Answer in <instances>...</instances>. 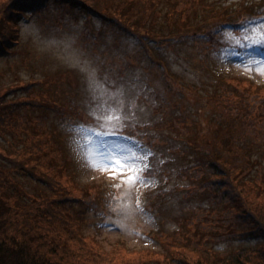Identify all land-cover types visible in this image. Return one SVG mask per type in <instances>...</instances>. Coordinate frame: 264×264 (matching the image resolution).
<instances>
[{
  "label": "trees",
  "instance_id": "1",
  "mask_svg": "<svg viewBox=\"0 0 264 264\" xmlns=\"http://www.w3.org/2000/svg\"><path fill=\"white\" fill-rule=\"evenodd\" d=\"M140 1L0 0V61H28L17 57L24 54L18 48L19 24L27 15L47 17L51 11V22L67 16L100 20L110 34L101 43L99 34L92 36V61L111 91L123 86L124 112L128 105L143 114L124 121L123 135L155 153L145 176L155 178L157 185L145 194V207L165 211L177 225L174 232L162 227L157 232L162 250L152 251L155 258L147 254L152 264H264V93L249 79L246 85L222 79L214 66L203 63L198 70L214 84L208 101L217 104L218 120H201L192 107L200 98L183 95L193 81L185 78L192 70L188 54L201 51L195 49L201 45L207 53L226 52L217 45L223 33L241 36L245 22L264 21V0H249L248 6L242 0L234 10L229 0L206 3L199 10L195 6L204 0H188L186 15L174 13L176 2L169 0L163 19L158 15L164 0H147V17L137 10ZM44 18L37 22L43 24ZM162 23L171 30L167 35L155 30ZM92 37L88 33L86 40ZM256 47L264 52V46ZM175 57L183 67L179 75L171 66ZM21 70L0 67V264H123L127 254L137 257L133 264H142L136 249L127 250L122 242L105 249L83 232L87 212L100 211L111 188L76 177L74 158L60 142L68 134L62 125L69 127L72 116L58 102L49 104L40 79L32 73L24 77ZM229 80L238 86H229ZM85 100L89 108L99 103L91 96ZM70 105L79 116L75 103ZM90 118H82L84 127H98ZM175 198L192 208L183 210L178 207L182 200ZM256 235L261 239L255 244L230 251L214 245Z\"/></svg>",
  "mask_w": 264,
  "mask_h": 264
},
{
  "label": "rangeland",
  "instance_id": "2",
  "mask_svg": "<svg viewBox=\"0 0 264 264\" xmlns=\"http://www.w3.org/2000/svg\"><path fill=\"white\" fill-rule=\"evenodd\" d=\"M214 1L216 0H204L201 2V5L195 7L199 10L200 7H203L206 3L210 4V6H215ZM241 1L242 0H229L230 10H234L236 5L239 7ZM146 2L147 0H141L137 7L139 13L144 17H147L146 14L151 11V6L146 12L144 11V7L147 4ZM172 2H176L174 13L183 12L181 14L186 15L189 8L188 0L183 2L172 0ZM221 2L224 4L226 3L225 0H221ZM244 2L246 4L245 6L249 5V0H244ZM163 4V7H160L162 5L159 6L160 13L158 17H161V19H163L162 9L166 8V6L169 7L170 1L164 0ZM216 5L220 6L218 3ZM49 12L47 17L44 16L45 18L42 14L39 16L37 14L31 16L27 15L19 24L20 44L18 48L21 54L24 51L25 55H17V57L21 61L22 57L25 58L27 56L28 61L24 64L21 61L20 65L16 63L3 64L2 61H0V67L4 69H17V67L20 66L22 68V76L25 77L28 73H32L36 79H40V89L47 91L45 94L49 104L50 101L58 102L59 105L65 108V112L72 116L73 122L69 124V127H67V125H62V121L59 122L68 132L65 137L60 138V142L64 145L65 152L69 153L72 158H74V169L77 171L76 177L81 181L92 180L98 184H102L105 188H111L112 195L109 197L107 204L100 209V211L89 210L87 212L86 222L82 228L83 232L92 235L94 240L101 246H104L105 249L120 247L122 242L126 245L127 250L136 249L138 251V257L141 253L142 264H152L153 260H151L152 258L150 259L147 254H152V251L158 252V250L161 252L162 250L161 243H158V239L162 240L157 235L159 229L162 227L163 232L170 233L177 229V225L169 221L165 211L161 209L151 211V209L145 207V203H147L145 201V194L155 190L157 180L148 177L156 181L154 186L137 184L130 187L127 184L121 185L120 179L118 177H111L108 171L101 170L100 167H92L86 156V152L90 153L91 148L86 149L84 147L86 140L89 138V134L84 131L86 127H79L84 126L82 118L88 119L89 117L90 121L92 113L96 111V113L99 114L100 112L97 107L100 101L99 103L96 102L91 108L87 105L85 99L90 96L93 98V92L90 90L89 80L86 74L81 71V66L87 62L91 68L96 69L101 90L111 89V86L98 74V67L92 61L96 54V49L90 46V44L95 41L92 36L99 34L97 41L101 43L105 35H108L109 32L106 31L110 28L101 26L100 20L96 17L87 19L85 16L78 18L67 16L63 20L54 18L53 22H51L49 19L52 20L53 12ZM171 13L173 14V11H171ZM137 17L135 21L138 23L140 18L138 15ZM40 18L45 19L43 24L37 22ZM168 19L169 22H172L171 18L168 17ZM163 23L159 29L154 28L160 33H157L158 35H167L171 31H169L168 27L163 25ZM87 24L88 26L85 27ZM88 33L92 38L86 40ZM228 34L233 33L229 31L224 32L220 38L221 44H217L220 48L227 51L218 55L213 52L207 53L206 50H203L205 47L203 45L198 47L196 43L190 44L192 47L197 46L195 49L202 48V50L195 54L192 52L188 54V57L191 59L192 70L191 72H186L185 78L188 81H193L190 83L192 86H189V84L186 85L183 95L187 100L194 97L200 98L195 104H192V107L194 111L199 110L201 120H205L206 117L209 116L212 120L216 121L218 120L216 116L219 114L217 104H214L211 99L208 101L209 96L213 93L214 84H210L203 79L201 72L198 70L203 63L214 66L215 71L223 74L222 79L229 77H231L229 79H238L242 85H246L245 79H249L258 86L257 90L259 92L264 93V72L257 71L254 66L249 70V67L244 64L249 54L261 58L264 57V52H260V50L257 51L256 46L251 49L245 47L243 51H239L236 47L230 46ZM235 35L239 37L238 34ZM149 41V39H146L148 45H150ZM89 46L91 48H89ZM70 53H75V58L71 56ZM97 58L96 56V59ZM77 59L80 62L79 64L76 63ZM171 66L177 75L183 73V67L179 57H175L171 60ZM238 81H236V84H231L233 80H229V86H238ZM179 82H181V80H179ZM219 82H225L227 84L226 80H220ZM174 85L177 86L178 84L174 83ZM215 85H217V82H215ZM188 86L189 90H187ZM194 91H196V93ZM71 101L75 103L79 116L72 114V110L74 109L70 105ZM126 107L130 108L129 111L124 112L126 115L131 117L134 113L135 115L139 114L140 119L142 118L143 114L137 112L136 108L128 105ZM91 122L94 125H98V121L94 118H92ZM202 127L204 131L206 125ZM124 136L128 137V135ZM118 139V137L107 138L109 144ZM124 143L135 146L130 141H124ZM116 185L120 186L116 187ZM174 200L180 201L182 199L175 198ZM193 200L195 201L196 199ZM190 204L191 203L182 200L179 202L178 207L186 211V208H192ZM192 239L194 238L188 240ZM260 239L261 237H259V235L249 238L248 240H243L239 237H229V240L218 241L214 243V245L216 249L221 251H230L232 248L247 244H255ZM152 256L155 258L156 255L152 254ZM135 259H137V257H132L127 254L124 256L123 264H133V260Z\"/></svg>",
  "mask_w": 264,
  "mask_h": 264
},
{
  "label": "snow or ice",
  "instance_id": "3",
  "mask_svg": "<svg viewBox=\"0 0 264 264\" xmlns=\"http://www.w3.org/2000/svg\"><path fill=\"white\" fill-rule=\"evenodd\" d=\"M243 33L239 37L235 34H228L230 46L249 49L254 46H264V21L249 20L245 22ZM70 55L74 58L76 56L75 53H70ZM76 63H80L78 59ZM244 64L249 67V70L254 66L257 71L264 72V57L257 58L249 54ZM81 71L86 74L89 80L93 98L100 101L97 105L100 110L99 114L92 113L93 118L98 121V127L84 129L89 134L84 147L91 148L90 153L86 152L91 166L108 171V174L113 178L118 177L121 185L154 186L156 181L146 177L145 173L151 171L150 160L155 153L140 141H135V146L124 143V141H130L133 138L124 136L122 131L126 126L124 121L131 118L124 113L123 86L115 91L101 90L96 69L91 68L85 62L81 66ZM79 127L84 128V126ZM108 137H118L119 139L109 144ZM119 186L116 185V187Z\"/></svg>",
  "mask_w": 264,
  "mask_h": 264
}]
</instances>
